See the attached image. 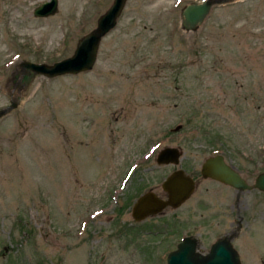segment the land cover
<instances>
[{
  "label": "rangeland",
  "instance_id": "rangeland-1",
  "mask_svg": "<svg viewBox=\"0 0 264 264\" xmlns=\"http://www.w3.org/2000/svg\"><path fill=\"white\" fill-rule=\"evenodd\" d=\"M42 1L0 0V106L19 98L0 116V264H165L186 231L207 249L234 219L217 198L230 208L232 195L198 172L176 210L139 223L95 213L128 165H143L135 187L217 152L264 167V0L214 4L192 30L180 9L197 0H125L91 69L20 75L23 59L71 54L112 0H57L33 15ZM164 145L181 149L177 164L155 162ZM239 197L231 245L240 264H264V194Z\"/></svg>",
  "mask_w": 264,
  "mask_h": 264
},
{
  "label": "water",
  "instance_id": "water-1",
  "mask_svg": "<svg viewBox=\"0 0 264 264\" xmlns=\"http://www.w3.org/2000/svg\"><path fill=\"white\" fill-rule=\"evenodd\" d=\"M230 1L235 0H197L184 4L180 9L181 27L195 29L208 14L212 5ZM124 3L125 0H112L96 18L95 26L77 38L71 54L50 63L23 59L18 64L20 75L34 72L52 77L91 69L96 60L98 44L101 38L115 26ZM56 6L57 0H45L37 4L32 9V13L35 16H46L55 12ZM18 100V97L9 92L8 102L0 106V116L13 109ZM180 155L179 147L164 145L156 152L155 162L177 164ZM200 165L203 176L213 177L237 188L248 187L243 177L230 166L232 164L225 160L222 153L207 155ZM253 185L264 190V169L255 176ZM161 186L167 193L165 198L147 192L136 200L132 207V216L135 220L156 213L166 205L175 207L180 204L191 193L193 180L182 169L176 168L163 179ZM165 264H240V259L229 240L217 239L211 243L207 252L201 253L195 249L194 238L187 235L176 244L175 248L167 252Z\"/></svg>",
  "mask_w": 264,
  "mask_h": 264
},
{
  "label": "flooded vegetation",
  "instance_id": "flooded-vegetation-1",
  "mask_svg": "<svg viewBox=\"0 0 264 264\" xmlns=\"http://www.w3.org/2000/svg\"><path fill=\"white\" fill-rule=\"evenodd\" d=\"M172 166L173 167L165 175L160 176L159 180H155L152 182H146V183H143L142 185L135 187L134 185L131 186V179L135 175V172L138 169L143 168V165H128L125 168V170L123 171L122 175L118 177L117 183L114 185H111L106 190V201H105V203L103 202V203H101V205H99L97 207V209H96L97 211L95 214L101 215V214L113 213V214H111L112 217H114L115 219L117 218L121 222L120 218H121L122 214L127 212L131 218V221L134 223H139V221H142L144 218L152 217V216H155L157 214L162 215L165 210H168L170 208L176 210L177 208L182 206L183 203H185L193 195V193L197 189V187L199 185L198 183H199V177H200V179L201 178L202 179H209V180H212L216 183H219L220 185L228 188L229 191H231L232 198H231V202L229 203L230 208H228V204H226L224 206L221 205L223 198H219V197L218 198L216 197V198L218 201L217 205H219V207L222 206L221 209L219 210V213H221L220 215L221 216H223V215L228 216V214H229V215H232V217L234 216V219L227 221L228 228L225 229V227L227 225H224L223 226L224 230L220 231V233L214 237V239L210 242L207 249L200 248L199 241H197V239H195L193 237L194 233H192V231L184 232L183 234L180 235V238L183 236H187V235H190L191 237H193L195 240V249H197V251H199L201 253L207 252L211 243L217 239L229 240L230 243L232 244V241L236 237V235L239 231V227H240V222H239L240 215L238 214V212H239V205L241 203V198L239 196L243 191H249V190H253V191L256 190V191L262 192L264 194V190H261L258 187L253 185L255 176L260 171H262L264 169V167H262L261 169H255V168H257V166L254 165L252 167V170L249 172V170L246 167L244 168L243 166L238 167L236 165H230L233 169H235L240 174V176L243 177V179L246 181V183L248 185L247 188H237L235 186L224 183V182H222L218 179H215L213 177L203 176L200 172L201 165H198L197 171L195 169V165H191L189 167H186L184 165H172ZM176 168L182 169L183 172L185 174L189 175L193 180V189H192L191 193L189 194V196L187 198H185L180 204H178L175 207L166 205L156 213L148 214L147 216H145L144 218H142L140 220H135L132 216V207H133L134 203L136 202V200L141 195H143L144 193H147V192L151 193L152 195H154L156 197L165 198L167 193L162 188L161 183H162L163 179L172 170H174ZM197 172H198V176H199L198 178L196 177ZM250 174L253 177L252 180H249L247 178V176ZM241 207H242V205H240V208ZM223 224H225V223H222V225ZM200 226H201V224H197L198 228H201ZM157 232H158V230L155 233H157ZM180 238L176 241V243L174 244V247L176 246V244L178 243ZM174 247H172L170 249H173ZM165 259H166V255H165Z\"/></svg>",
  "mask_w": 264,
  "mask_h": 264
}]
</instances>
